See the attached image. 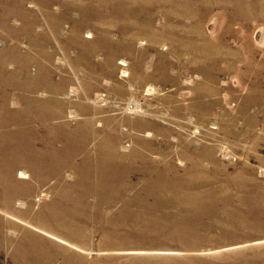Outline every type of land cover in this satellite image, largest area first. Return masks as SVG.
<instances>
[{
  "label": "rangeland",
  "instance_id": "obj_1",
  "mask_svg": "<svg viewBox=\"0 0 264 264\" xmlns=\"http://www.w3.org/2000/svg\"><path fill=\"white\" fill-rule=\"evenodd\" d=\"M0 264H264V0H0Z\"/></svg>",
  "mask_w": 264,
  "mask_h": 264
},
{
  "label": "bare ground",
  "instance_id": "obj_2",
  "mask_svg": "<svg viewBox=\"0 0 264 264\" xmlns=\"http://www.w3.org/2000/svg\"><path fill=\"white\" fill-rule=\"evenodd\" d=\"M19 198V197H18Z\"/></svg>",
  "mask_w": 264,
  "mask_h": 264
}]
</instances>
